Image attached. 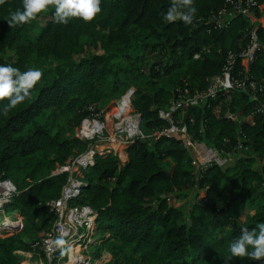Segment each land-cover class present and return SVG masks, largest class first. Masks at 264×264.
Returning a JSON list of instances; mask_svg holds the SVG:
<instances>
[{"label": "trees", "instance_id": "1", "mask_svg": "<svg viewBox=\"0 0 264 264\" xmlns=\"http://www.w3.org/2000/svg\"><path fill=\"white\" fill-rule=\"evenodd\" d=\"M258 1L262 6L264 0ZM224 4L194 0L195 18L185 24L164 19L171 0H101L102 11L91 22L73 18L58 24L49 6L36 20L11 28L9 13L22 10L23 0L0 5V64L43 72L31 99L7 116L0 112V179H11L18 189L6 211H18L30 223L15 231L0 227V264H21L24 256L18 251L30 250L41 240L38 234L53 224L48 202L60 196L66 180L54 171L75 147L81 152L88 148L87 141L76 137L60 139L63 125L79 126L91 105H107L134 86L133 106L142 115V129L159 130L166 122L158 111L170 104L178 88L187 84L192 91L205 90L230 52L248 47L255 25L263 46L251 72L258 83L254 92L264 101L261 8L253 11L252 21L221 16ZM196 53H201L197 59ZM233 75H245L239 58ZM6 103L0 101V109ZM258 105L250 93L222 90L185 114L194 136L209 146L230 151L241 142L248 147L227 166L198 171L181 141L168 137L136 140L126 164L113 153L99 156L86 172L78 201L99 213L93 256L107 250L112 259L105 264H224L228 245L241 228L264 222V160L259 164L257 159V154L264 156V113L256 112ZM100 110L95 105L94 111ZM237 111L251 120L227 116ZM59 116L62 127L53 131ZM247 205L254 207L251 212L245 211ZM30 227L34 234L25 240ZM229 264L264 261L232 258Z\"/></svg>", "mask_w": 264, "mask_h": 264}, {"label": "built area", "instance_id": "2", "mask_svg": "<svg viewBox=\"0 0 264 264\" xmlns=\"http://www.w3.org/2000/svg\"><path fill=\"white\" fill-rule=\"evenodd\" d=\"M261 8L258 0H225L221 16L242 15L251 17L255 9ZM216 20V18H213ZM263 46L255 25L250 30V41L246 49L236 54L230 52L222 72L209 80L205 90L192 91L187 84L178 88L176 96L170 104L159 109L158 117L166 125L150 134L142 129V115L133 106L134 89H128L115 100L110 113L102 115L103 111L95 112V105L90 106L91 113L85 116L78 126V137L88 142V148L79 153L64 165L58 167L54 174H65L66 180L62 186L60 196L48 202L55 214V220L50 229L44 233L41 240L34 243L32 248L21 254L24 259L21 264H97L93 257L92 246L99 239L97 221L99 213L89 204L78 202L83 188L87 185L86 172L96 164L99 156L111 153L116 147L129 148L136 140L150 137L177 138L192 157L196 170L201 171L210 165L227 166L232 163L235 155L247 149L239 142L230 151L219 150L209 146L204 141L197 139L185 120L188 110L200 106L207 100L216 98L222 90L240 89L250 93L252 99L259 105L256 112L264 113V101L255 94L258 86L251 72L257 52ZM206 49V48H205ZM201 53H196L194 58H199ZM241 60L245 75L236 78L233 75L237 59ZM18 189L11 179H0V217L6 213V205L11 201ZM7 221V222H6ZM15 220H2L0 227L15 231ZM67 232L66 237L72 247L71 256L60 257L58 250L47 242L55 239L60 233ZM32 258V261L29 259Z\"/></svg>", "mask_w": 264, "mask_h": 264}, {"label": "clouds", "instance_id": "3", "mask_svg": "<svg viewBox=\"0 0 264 264\" xmlns=\"http://www.w3.org/2000/svg\"><path fill=\"white\" fill-rule=\"evenodd\" d=\"M4 3L6 0H0V5ZM49 6L54 8L55 22L64 25L73 18L91 22L102 11L101 0H23V9L10 12L6 22L10 28L28 24L36 20ZM196 11L194 0H171L164 19L169 23L182 20L185 24H191ZM42 78L43 72L38 68L21 71L11 64H0V101H7L0 112L7 116L19 105L31 99L33 90ZM67 236V232H62L47 242L59 251L61 258L71 256L72 253ZM228 252L224 264H229L232 258L264 261V222L258 223L252 229L242 227L240 235L230 241Z\"/></svg>", "mask_w": 264, "mask_h": 264}, {"label": "rangeland", "instance_id": "4", "mask_svg": "<svg viewBox=\"0 0 264 264\" xmlns=\"http://www.w3.org/2000/svg\"><path fill=\"white\" fill-rule=\"evenodd\" d=\"M39 32V31H38ZM38 32L36 31L34 34H32L31 35V37H32V39H35L37 36H38ZM131 88H133L134 90V92H135V90H136V88L134 87V86H130V87H128L127 89H126V91L128 90V89H131ZM116 99H118L117 97H115V99H113L112 101H110L107 105H103L102 106V102L100 103H98V104H95V105H97V107H100V109H102L103 110V114L102 115H104L105 113H110L111 112V109H112V107H113V105H114V102H115V100ZM50 111V109H48V110H46V112H49ZM101 111V110H100ZM57 121L58 122H56L57 123V125H55L54 126V128H53V131H57L58 129H60V126H59V124L61 125L62 123H63V121L61 120V118H60V116H59V118L57 119ZM64 123L65 124H69L68 123V121L66 120V119H64ZM61 127H62V125H61ZM63 127H65L66 128V130L65 131H62L63 133H62V135H61V137H60V139H63V140H65V139H68V138H73V137H76V138H79L78 137V134H77V130H78V126H76V127H73V126H71V125H63ZM146 133V132H145ZM147 134H150V133H147ZM80 139V138H79ZM82 140V139H81ZM73 152L74 153H72V154H74V155H70V158H68V160H67V162L71 159V157H73V156H76V155H78L79 153H81V149H80V147H75L74 149H73ZM66 162V163H67ZM200 196L201 197H203V196H205V191L203 190V191H200ZM170 202H172V203H174L173 202V199L171 198L170 199ZM176 203V202H175ZM252 208H254L252 205H247V207H246V209H245V211L246 212H248V211H250ZM251 212V211H250ZM246 215V214H245ZM245 215H243L242 217L246 220V216ZM5 219H8V220H10V221H12V220H17V221H19V225H20V227L18 228V229H22V228H24V226L25 225H27L28 227L30 226V223H29V221L26 219V217L25 216H23V215H21L18 211H14V212H7L6 211V213H4V214H1V217H0V222L2 221V220H5ZM7 222V221H6ZM29 224V225H28ZM97 227H98V230H99V226L97 225ZM17 229V230H18ZM101 229V228H100ZM102 231V230H101ZM29 235L28 234H23V237H24V239L25 240H28L29 238H30V236H32L33 234H34V232H33V230L31 229V227H30V229H29ZM44 233H46V232H41V233H39L38 235L40 236V237H42L43 235H44ZM101 234H102V232H101ZM19 253H22V252H24L23 250H19L18 251ZM94 257V256H93ZM95 258V257H94ZM28 259V257H26L25 259H24V261L25 260H27ZM112 259V255H111V253L110 252H108L107 250H103L102 252H101V254L99 255V257H96L95 258V260L97 261V264H105L106 262H108V261H110ZM33 259L32 258H30L29 259V261H32Z\"/></svg>", "mask_w": 264, "mask_h": 264}, {"label": "crops", "instance_id": "5", "mask_svg": "<svg viewBox=\"0 0 264 264\" xmlns=\"http://www.w3.org/2000/svg\"><path fill=\"white\" fill-rule=\"evenodd\" d=\"M261 12H262V15L259 18V22L264 26V3L261 6ZM227 116L230 117V118H232L233 120H236V121H250L251 120L249 115L242 114V113H240L238 111L235 112V113L228 112L227 113ZM192 120H193V118H191V121ZM191 130H192V128H191ZM111 153L117 155L119 157V159H120V161H121L122 164H126L129 161L128 148H125L123 146L122 147L118 146ZM238 154H239V152L235 155V157ZM235 157H234V159H235ZM234 159H233L232 163L234 162ZM257 159H258V163L261 164L263 162V160H264V156L261 155V154H257Z\"/></svg>", "mask_w": 264, "mask_h": 264}, {"label": "water", "instance_id": "6", "mask_svg": "<svg viewBox=\"0 0 264 264\" xmlns=\"http://www.w3.org/2000/svg\"><path fill=\"white\" fill-rule=\"evenodd\" d=\"M212 20H213V19H212ZM131 145H132V144H131ZM131 145H130V146H131ZM130 146H129V147H130ZM238 196H239V195H237V197H238ZM155 205L157 206V204H156V203H155ZM19 227H20V225H19V224H17V225H14V226H13V228H16V230H17Z\"/></svg>", "mask_w": 264, "mask_h": 264}]
</instances>
